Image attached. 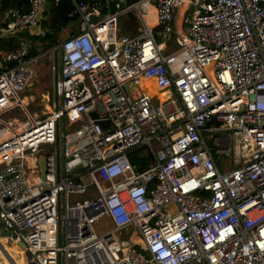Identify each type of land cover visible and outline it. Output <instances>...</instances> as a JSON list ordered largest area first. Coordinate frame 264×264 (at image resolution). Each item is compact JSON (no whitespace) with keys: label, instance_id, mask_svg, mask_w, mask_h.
<instances>
[{"label":"built area","instance_id":"obj_1","mask_svg":"<svg viewBox=\"0 0 264 264\" xmlns=\"http://www.w3.org/2000/svg\"><path fill=\"white\" fill-rule=\"evenodd\" d=\"M110 1L72 0L40 115L20 93L43 52L0 47L4 228L30 264H264V0H193L183 31V0H151L159 40L117 33ZM40 2L0 29L34 27Z\"/></svg>","mask_w":264,"mask_h":264},{"label":"crops","instance_id":"obj_2","mask_svg":"<svg viewBox=\"0 0 264 264\" xmlns=\"http://www.w3.org/2000/svg\"><path fill=\"white\" fill-rule=\"evenodd\" d=\"M28 1V0H27ZM117 1V0H116ZM101 0H99L97 3H92V4H99ZM111 2V1H110ZM88 3V2H87ZM27 6V3L25 4ZM110 5V4H109ZM116 7L115 9H118L117 3L115 4ZM131 3H126L124 6L126 9L117 15V33L119 34H130V35H136L141 33V28L143 25H145L151 32V34L155 37V39L159 40L160 35H159V30H160V23L156 21L155 17V9L153 6V3L151 0L144 1L141 5H138V11L133 8L129 7ZM14 6V5H8L6 6ZM26 6L24 8H26ZM19 7V6H15ZM195 7V4L193 3V0H183L176 9V15L174 17V25L175 28L179 31L185 30L187 24H188V19L190 16L191 10ZM6 8L0 11V28L3 25L4 21L7 19V14H6ZM39 12L42 15V19H45L48 17V14L45 18H43V4L42 0L39 5ZM67 26H70L73 31L77 30V19L76 17L73 18ZM64 28V27H63ZM40 31V32H39ZM46 29L42 27L36 28V25L32 27L31 29H24L20 32H14V33H9L6 31H3L0 29V37L5 38L8 36H14L16 39V44L14 47L17 45V42L19 39H25L29 47H35L38 49V53H41L44 48H47L48 46H45L40 49V41L38 38H32V36H38L42 35ZM174 42H173V34L170 33L169 36L167 37L165 41V48L169 49L173 47ZM37 53V54H38ZM50 62V61H49ZM36 76H40V73L34 75L33 80H37ZM30 87V86H29ZM27 87V88H29ZM26 88V89H27ZM25 90V89H24ZM23 90V91H24ZM22 91V92H23ZM23 96V95H22ZM24 97V96H23ZM25 98V97H24ZM26 100V99H25ZM27 102V101H26ZM6 228H4L5 230ZM22 241L20 238L12 237V236H7L2 233H0V253L4 257L1 261L0 264H28L27 260V254L26 251L24 250V245L20 243ZM23 242V241H22ZM19 252L20 254V262H17V260L14 258L15 255L13 253ZM18 255V253L16 254ZM12 260V261H11Z\"/></svg>","mask_w":264,"mask_h":264},{"label":"trees","instance_id":"obj_3","mask_svg":"<svg viewBox=\"0 0 264 264\" xmlns=\"http://www.w3.org/2000/svg\"><path fill=\"white\" fill-rule=\"evenodd\" d=\"M89 4L97 3L99 0H84ZM134 0H126V3H131ZM27 0H1L0 1V11L6 8L8 5L19 6V8L24 9ZM117 1L111 0L109 8L111 10L115 9ZM72 0H51V7L49 9L48 17H50V27L42 35L30 36L32 38H38L40 43V49L49 46L57 42L58 32L66 27L67 24L75 18V16H69L68 12L72 9ZM45 12H43L44 14ZM47 17V18H48ZM45 18V19H47ZM69 27V33L72 29ZM16 44V39L14 36H8L5 38L0 37V47L12 48ZM38 53V49L35 47H29L26 56H32ZM1 70V67H0Z\"/></svg>","mask_w":264,"mask_h":264},{"label":"rangeland","instance_id":"obj_4","mask_svg":"<svg viewBox=\"0 0 264 264\" xmlns=\"http://www.w3.org/2000/svg\"><path fill=\"white\" fill-rule=\"evenodd\" d=\"M41 17L42 15L39 12L36 28L42 27L44 29H48L50 27V17H48L47 19H42ZM69 27L70 26H66L58 32L57 42L69 34ZM50 47L44 48L42 50L43 53L39 55L36 61L33 62V66L35 68V75L37 72V74L40 73V76H36L37 80H34L29 88L25 89L23 92L20 93L25 97L27 101V108L30 111H36L39 115L43 111V105L45 103V100L42 98V94H49L51 91L52 82L51 76L48 71V64L53 56V51L48 49ZM162 52H165L164 48L162 49ZM135 150L140 154L146 155V157L150 156L149 151L144 146L139 147ZM39 151H42V148H40ZM99 227V225H96L97 230H99Z\"/></svg>","mask_w":264,"mask_h":264},{"label":"water","instance_id":"obj_5","mask_svg":"<svg viewBox=\"0 0 264 264\" xmlns=\"http://www.w3.org/2000/svg\"><path fill=\"white\" fill-rule=\"evenodd\" d=\"M42 4H43V11H45L43 18H45L49 12L50 7H51V0H42ZM124 4H125V0H117V7L118 8L123 7ZM0 62H1V65L4 66L5 64H7L9 62V60H3V61L0 60ZM130 86H131V84L128 82L123 83V87H124V89L128 95L131 94L130 93ZM134 87H135L136 91L139 90L138 86H134ZM90 114L92 116H94L95 111L93 109L90 110ZM97 122L100 123L102 126H105L108 123L107 121H104V120L97 121ZM128 159L130 160L131 163H137L143 159V156H137L136 154L132 153L128 156ZM37 163H38V167H39V171H40L39 176L41 179H43L44 178V175H43L44 162H43V155L42 154H38ZM0 233L7 235V236L9 235V236L15 237L14 232L9 231L7 229L4 230V226H3L1 218H0ZM20 243L22 245H24L22 241H20ZM28 264H30V263H28Z\"/></svg>","mask_w":264,"mask_h":264},{"label":"bare ground","instance_id":"obj_6","mask_svg":"<svg viewBox=\"0 0 264 264\" xmlns=\"http://www.w3.org/2000/svg\"><path fill=\"white\" fill-rule=\"evenodd\" d=\"M147 88H148V90L151 91V92H154V91H155L154 86L152 85L151 82H149ZM12 253H13V252H12ZM17 253H18V255H16ZM13 255H15L14 258L17 260V262H20V261H21L20 257H21L22 255L20 256L19 252H15V254L13 253ZM3 258H4V257H3L2 254L0 253V263H1V261H2ZM11 261H12V260H11Z\"/></svg>","mask_w":264,"mask_h":264}]
</instances>
